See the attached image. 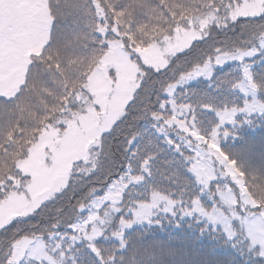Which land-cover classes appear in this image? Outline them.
Listing matches in <instances>:
<instances>
[{
  "label": "snow or ice",
  "instance_id": "snow-or-ice-1",
  "mask_svg": "<svg viewBox=\"0 0 264 264\" xmlns=\"http://www.w3.org/2000/svg\"><path fill=\"white\" fill-rule=\"evenodd\" d=\"M20 6L39 11L30 18L37 47L27 59L32 79L26 74L19 88L0 92L4 134L13 105L33 119L55 107L45 100L33 113L24 97L29 84L61 101L62 115L48 121L57 131L68 112H99V104L81 103L83 89L68 88L65 71H82L105 52L132 63L138 83L90 159L67 178L40 191L30 174L0 176V264H264V141L257 147L246 137L264 129V0ZM73 14L87 18L89 31L55 35L57 21ZM136 28L163 33L152 41L151 61L141 60ZM70 64L76 67L62 68ZM193 80L207 82L204 91L190 93ZM21 119L14 126L23 132ZM112 137L123 138L113 145ZM162 154L171 159L158 168ZM165 221L186 239L142 247L141 238ZM203 241L209 243L198 247Z\"/></svg>",
  "mask_w": 264,
  "mask_h": 264
},
{
  "label": "rangeland",
  "instance_id": "rangeland-1",
  "mask_svg": "<svg viewBox=\"0 0 264 264\" xmlns=\"http://www.w3.org/2000/svg\"><path fill=\"white\" fill-rule=\"evenodd\" d=\"M31 0H0V92L17 88L28 66L27 59L36 45L31 42L33 25L30 18L39 15L32 7H22ZM182 35V33H173ZM155 45L140 47L142 61H151ZM111 70L115 83L109 75ZM135 66L111 52L104 57L88 76L83 87L81 103L99 104L100 111L87 110L65 118L66 127L57 131L52 126L44 130L30 147L28 155L18 162L22 174H30L37 190L43 191L58 177L67 178L78 163L88 161L90 151L99 142L101 132L123 114V105L130 98L135 79ZM195 82V80L190 81Z\"/></svg>",
  "mask_w": 264,
  "mask_h": 264
},
{
  "label": "trees",
  "instance_id": "trees-1",
  "mask_svg": "<svg viewBox=\"0 0 264 264\" xmlns=\"http://www.w3.org/2000/svg\"><path fill=\"white\" fill-rule=\"evenodd\" d=\"M152 2L160 3V0H152ZM163 3L169 4L171 3V0H163ZM139 19L146 20L147 18L140 17ZM180 23L184 24L186 27L185 21H180ZM175 26H176V23L173 22L169 30L171 31L172 29L175 28ZM52 30H53V33L57 36L62 35L64 33L84 34L89 31L87 27V18H83L76 14H73L67 20H58L57 23L53 26ZM236 31L239 32V28H237ZM133 35H134L136 43L140 47H145V46L152 44L153 40L162 38L163 33L159 32L158 34H154L151 31H149L148 34L145 35L144 32L136 28ZM229 35H232V33H229ZM217 39H222V37L217 35ZM91 47L92 45H88L89 49ZM87 50L88 49L84 47H81L79 49L82 55L86 53ZM104 54L97 56L94 62L90 63L82 71L80 69H77L76 71H70V70L65 71V75L68 78V88L70 90L74 89L79 94L81 89H83V86L86 82L88 75L94 69V67L97 65V63L103 57ZM53 55H55V53H53ZM31 58L36 59L34 55ZM75 67H76L75 64L62 66V68H66V69H71ZM26 74H27L28 79L31 80L33 77V74L29 73V65L27 66L25 70L22 83L24 82ZM77 76L79 77L78 79L76 78ZM57 78L59 79V76ZM45 79L46 80L48 79L47 76H45ZM206 86H207V82L198 83L197 81H195V82L188 84L187 89L189 90L190 93L192 92L200 93L204 91ZM28 87H29V91L24 93V97L26 98V102L33 106L31 109L33 113H41L43 101L45 100L48 102L49 105H55V107H50L48 109V115L46 117L40 115V116H36L35 119H33L32 117L28 115L27 112L23 114L16 112L15 106L14 105L12 106L14 115L9 117V119L13 121V126H11L7 130L10 133V135L4 134L5 129L3 128L2 124H0V176H6V174L9 171H12L14 173L17 172L18 168L16 167V164L20 161V159L25 158L27 156L30 147L36 142V140L38 139V136L44 130L53 126L52 124H49L48 121L52 120L54 122L57 117L62 115L60 111L61 101L59 99H57L53 95L47 94L46 91L40 90L38 86H37L36 91H32V84H29ZM47 87L49 89H55L56 93L62 92V89L57 87L51 80H48ZM75 112L76 111L68 112L66 117L71 114H74ZM19 116H22V119L20 121V128L25 129L23 132L17 131V129L14 126L15 120ZM138 127L145 128L146 125L141 122L138 125ZM246 137L249 141L254 142L257 145V147H259L261 142L264 141V129L257 128L255 132L246 133ZM122 138L123 137H112V138H109L107 143H111L115 145L116 140L122 139ZM169 159H171L170 154L169 155L162 154L157 159V167L163 168L164 161L169 160ZM85 163H87V161L78 163V164H85ZM74 168L75 166L72 168V171L74 170ZM184 239H186V237L183 232H177L174 229L169 228L167 222L165 221L163 229L156 228V230L146 233L141 238V246L149 247L151 245H159V244H164V245L173 244L174 245V244L180 243ZM208 243H209L208 241L198 242L197 246L202 247L203 245L208 244Z\"/></svg>",
  "mask_w": 264,
  "mask_h": 264
},
{
  "label": "bare ground",
  "instance_id": "bare-ground-1",
  "mask_svg": "<svg viewBox=\"0 0 264 264\" xmlns=\"http://www.w3.org/2000/svg\"><path fill=\"white\" fill-rule=\"evenodd\" d=\"M101 59H102V58H101ZM101 59H100V60H101ZM100 60H99V61H100Z\"/></svg>",
  "mask_w": 264,
  "mask_h": 264
}]
</instances>
